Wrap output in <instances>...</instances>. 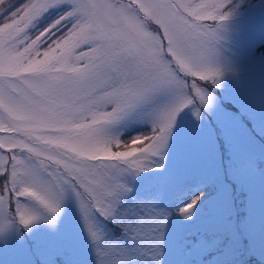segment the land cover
<instances>
[{"label":"snow or ice","instance_id":"6c2138e0","mask_svg":"<svg viewBox=\"0 0 264 264\" xmlns=\"http://www.w3.org/2000/svg\"><path fill=\"white\" fill-rule=\"evenodd\" d=\"M227 3L0 0V247L21 264H75L55 231L32 233L40 220L55 229L71 198L95 264L264 262V232L251 212L235 227L223 186L199 227L204 191L169 189L180 113L199 121L214 103L188 77L220 75L203 22L226 20ZM133 114L149 127L125 137Z\"/></svg>","mask_w":264,"mask_h":264},{"label":"rangeland","instance_id":"374dc122","mask_svg":"<svg viewBox=\"0 0 264 264\" xmlns=\"http://www.w3.org/2000/svg\"><path fill=\"white\" fill-rule=\"evenodd\" d=\"M248 1L228 0L226 9H222L230 11L226 20H206L203 23L215 27L218 36L213 42V67L222 71L227 70L230 65L241 68L240 73L228 76L225 83H220L224 95L239 102L255 128L264 132V51L253 49L257 42L264 40V0ZM179 2L195 6L207 0ZM236 3L242 4L239 9H235ZM207 90L215 99L212 107L206 110L217 126L222 140L221 147H225V153H220V144L216 141L214 129L204 113L201 112V119L197 121L191 111L185 108L178 117L171 152L167 157L170 192L183 190L187 178H201L199 185L202 183L201 186H206L202 190L206 195L202 197V204L193 224V227H199L209 218V203L223 186L229 195L234 213L238 205L243 206L244 217L238 222L240 230L242 231V225L251 212L255 230L259 235L264 232V141L253 135L236 113L222 106L216 95ZM135 115L124 126L125 129L133 127L130 128L129 136L146 130L141 127L143 123L135 119ZM224 176L229 180H224ZM192 184L195 185L193 182ZM237 195L241 196L240 201L235 200ZM234 218V214L229 217L233 224ZM36 225L47 229L39 231L32 228V233L41 238L55 231L56 239L72 254L76 264H95V254L88 244L77 207L71 198L66 200L55 229L44 220L34 226ZM2 243L3 240L0 239V244ZM107 258L115 259L111 253ZM22 259L16 248L9 247L5 250L0 247V264H21ZM165 264H168L167 257Z\"/></svg>","mask_w":264,"mask_h":264},{"label":"trees","instance_id":"16d2710c","mask_svg":"<svg viewBox=\"0 0 264 264\" xmlns=\"http://www.w3.org/2000/svg\"><path fill=\"white\" fill-rule=\"evenodd\" d=\"M232 3H234V2H232ZM240 5H242V4L236 3L235 6H234L235 9H239V7H241ZM153 27L155 28V26H153ZM257 43L258 44L255 45L253 47V49L255 51H257V50L264 51V40L263 41H259ZM219 72H220V75L215 78V82H213L211 80V78L208 81H201L199 79V76H197V77H188V81L190 83L191 81L195 80L196 82H198L200 84H203L207 89H210L212 92H214L215 95H216V97H217V99L221 102L222 105H224V106L229 107L230 109H232L238 115V117L240 118V120H242L247 125V127L250 130V132L253 135H255L257 138H260V139H262L264 141V132H260L259 130H257L255 128V126L253 125L250 117L244 111L242 105L239 102L238 103L237 102L233 103V102L228 101L227 96L224 95V93H225L224 92V89L222 88V85L220 84L221 82L222 83H225L226 80H228L226 78H229L228 76L237 75L238 73H240L241 72V68H233V66L230 65L227 70H223V71L222 70H219ZM223 77L225 79H223ZM201 112L204 113V115L206 116V118L208 119V121L213 126L214 133H215L214 134L215 135V139L218 142V144H220V149H221L220 150V153H225V147H223V148L221 147L222 140H221L220 135L217 132V126H216V124L213 122V120H212L210 114L208 113V111L206 110V108H202L201 109ZM263 116H264V113H263ZM141 127L144 128V129H147L149 127V125L147 123H143V124H141ZM130 128H128V129H125L124 128L123 136H125V137H128L129 136V132L131 131ZM223 179L224 180H229V178L226 177V176H224ZM192 182L195 183V185L192 184ZM200 182H201V178H199V177H190V178H187L185 180L184 185H183V190H181V191L186 192L188 194L187 197H189V196L195 194V190H204L206 186H201L202 183L199 185ZM239 192H241V191L239 190ZM205 195H206V192H205ZM240 197L241 196L238 197V195H237V199L235 198V200L236 201H238V200L240 201L241 200ZM165 204L167 206H169V207L172 206V203L165 202ZM242 208H243L242 205H238V208H236V210H235L236 212L234 213V216H235V218H234V225H235V227L238 230H240V227H239V225H237V220L238 219H243V217H244V212L242 211ZM32 228L39 229V231L40 230H47L44 226H40V225L39 226H37V225L34 226L33 225ZM112 231L115 232L114 229H112ZM116 234L118 235V233H116ZM245 252H246V254H245ZM241 255H243V257L240 258V264H264V262H261L260 260H258L257 257L250 256L247 251H243ZM36 259H37V264H38V258H36ZM58 264H63L62 258L58 262Z\"/></svg>","mask_w":264,"mask_h":264}]
</instances>
